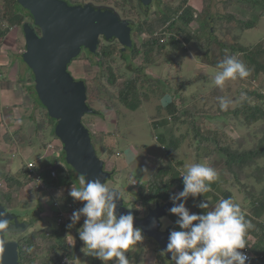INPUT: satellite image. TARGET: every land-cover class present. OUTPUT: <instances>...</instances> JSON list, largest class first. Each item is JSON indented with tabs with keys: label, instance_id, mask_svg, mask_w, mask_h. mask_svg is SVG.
<instances>
[{
	"label": "rangeland",
	"instance_id": "rangeland-1",
	"mask_svg": "<svg viewBox=\"0 0 264 264\" xmlns=\"http://www.w3.org/2000/svg\"><path fill=\"white\" fill-rule=\"evenodd\" d=\"M67 1L71 3V0ZM92 1L99 2L98 0ZM104 1L110 3L122 17L132 19L136 26L135 29L132 30V37L135 40L136 49L140 51L134 53L131 48L124 51L127 59L129 61L131 60L130 62H132L133 66H127L125 59H122V61L120 60L124 65L121 71L123 72L122 78L119 80L124 82L128 77H140L145 74L150 82H155L156 85H159L158 91H152L151 83L148 81L145 87L139 89L135 99L139 102L138 105L140 106L135 110L134 108L125 106L118 100L115 102L116 105H113L108 101H103L98 104L97 107L99 108H104L105 105L109 107L108 109L110 112L107 116L110 119H108V121L114 125V128L117 125L119 126V132L110 136V143H106L107 141H105V138H103L101 134L98 139L95 138L94 142L97 155L105 161L106 169H111V171L116 170V172L113 173L112 178L109 179L106 184L110 188L115 187L123 192L125 191L124 198L129 207L132 208L134 205L133 200L139 198L137 188L131 184V181L134 182V178L141 184L149 177L156 175L159 168L162 165H166L169 161H173L174 163L177 161H183V171H186V166L188 165L202 163L217 170L218 179L215 182L220 183V186L219 184L218 186L221 188H230L232 190L234 194V202L240 204V206L246 205L247 200H245V194H247V190H241L240 185L232 186L233 180L231 178V172L226 168L224 155L213 145L212 139H206V137H208L206 130L210 129V131L213 132L212 136L219 138L223 144L228 141L225 142L226 139L224 138V134L222 135V132L226 131L234 138L243 137L247 140L246 142H243L242 144L235 142L233 146L238 149L252 148L258 138L263 135V132L259 130L261 126L264 125V120L261 119L257 126H252V121L250 122L245 119V113L237 115L235 110L242 106L248 90L249 92L255 89L261 92L264 91V72L257 76L249 75L245 79L238 78L236 80L226 81L224 88L221 89L214 84V77L219 69L203 62L201 57L209 47V44L207 43L211 36L210 28L214 29L215 26L214 32L216 31L217 34L214 36L217 37L218 41H226L225 38L227 35H222V32L224 33V28L222 26L223 21L230 22L228 37L234 43L236 42V36L239 37L236 42L237 45H240L238 42L245 45H254L260 41L264 42V15H262L264 3L252 5L246 1L227 0V3L224 5V0H188V4L192 5L202 14L199 17L200 19L198 18V21L194 22L192 25L193 29L199 31L198 33L200 34L201 41L194 39L185 46H181L177 52H173L174 50L171 49V60L166 59V55L169 51L157 50L155 53L150 52L151 54L149 53V58H154L153 61L163 59L165 63L160 62L159 64L154 63L147 65L145 58L148 59V57H146L147 55L145 56L144 53L146 49L142 45L143 40L147 36L146 34H149L147 27L154 25L157 21L156 19L162 14L163 8L170 5L175 6L179 2H182V0H164L161 6L156 5L150 7L146 12L141 8L139 0ZM4 8H8V2L7 0H0V17L3 15ZM17 8L21 11L25 10V8L18 4ZM24 12L27 13V11ZM218 15H222L225 18L222 20H212L213 27L205 21L206 16H212L219 19ZM26 19L28 20L27 16ZM26 19L25 21H27ZM247 21H254V27L248 28L245 26ZM7 25L8 24L5 21L1 22L3 28H6ZM140 27H142V30L139 29ZM168 36H170L169 33L163 39L164 42H167L166 44H168ZM102 41L106 42L105 44H109V42L105 40ZM218 41L216 46L219 51ZM114 42L110 44L113 46L117 45ZM0 44L4 45L1 49V53L6 56L5 58L4 56H0V60L3 58L6 61L7 58H9L11 60L9 62L6 61L8 64L12 65L13 61H15L18 62L19 66H25L26 63L22 56V52L25 50V40L21 26L13 25L4 37H0ZM8 44L10 46H8ZM117 46L115 47L117 48ZM119 48L122 49L121 44L119 45ZM166 48L167 50H170L171 47H169L168 44ZM5 49L8 50V52L5 53ZM82 53V55L69 64L68 69L75 79H84L86 83L92 85L99 72V67L96 63L98 57H95V55H93L94 53L89 52L88 50H83ZM130 54L132 55L131 59ZM237 55L238 53L235 54L236 57ZM119 57L121 58L120 54ZM262 58H264V55L260 57V59ZM90 59H93L92 62ZM142 66H145L146 71L143 70V74L136 72V70H139V67ZM26 68L32 78L34 75L29 71L30 69L27 65ZM22 81L28 82L26 79ZM32 82L33 81L29 82L30 85ZM219 97H225L231 101L227 110H221L219 106ZM33 98L36 101L35 95ZM173 99H176V106L182 111L180 120L175 124H173V122L169 123L167 128L162 125L159 128H155L152 124L154 117L159 115L157 118L160 121L164 117L170 118V115L167 114L164 106L169 104ZM250 104H253L251 100ZM41 105L40 100H37L33 112L39 110ZM190 114L195 117L193 118ZM39 118H41V115H39ZM194 119L196 125L205 128V131H203L205 133L204 135L202 134L203 138L200 140L195 139L193 124L191 123V120ZM103 121L104 119L102 118L101 122ZM86 126L90 131L100 133L91 121H88ZM114 128H112V130H115ZM112 130H101V133H109ZM163 132H166V134L174 132L177 136L182 133H187V137L183 139L181 146L172 155V158L167 156L164 145L155 137L156 134L160 135ZM38 138L40 139V136ZM49 138L53 139V136L49 135ZM54 140L55 139H53V141ZM98 141L99 143L97 144ZM197 145L200 146L199 150L201 151V154L198 157L195 151ZM33 146H35V144ZM35 149L38 150L39 148ZM39 152L40 151H37L36 154ZM60 156L61 161L66 162L63 152L60 153ZM6 161L7 155H0V181L5 175ZM247 171L251 172L252 169L248 168ZM79 177L80 176L77 175L78 180ZM123 179L125 180V183H123ZM237 181L244 183L248 188L251 186H255L259 190L264 188V180L258 181L255 176L248 173L247 176H245V174L240 175L239 180ZM59 187L60 186H57L53 192H51V190H37L33 188L35 194H39L40 196L38 201L45 204L48 210L47 214H50L54 209L55 197L58 193H61V188ZM62 190L67 191L68 189H65L64 187ZM36 201V198L35 200H32V197H27L24 194L21 196L15 195L11 202V206L19 209H24L30 206L36 207ZM212 201V199L207 201L210 208L218 203ZM84 203L85 202L82 203V206H84ZM193 210H195V208H193ZM33 214L35 217H38L40 215V210H35ZM44 215L45 213H43V216ZM70 216L72 215L67 214V218ZM84 220L85 217L82 216L80 222L84 224ZM49 222L50 219L40 220L34 227H31L25 233L22 232L19 236H21L22 239L34 229L44 228ZM173 230H177V228L175 227ZM73 231L74 230L71 227L69 232L70 242L75 241V233ZM254 239L253 235H250L249 241L252 242ZM144 240H146L145 235ZM144 240L138 243L134 251L129 250L126 253L131 264H173L170 259L161 255L159 250L155 251L156 249L153 248L151 243L148 241L144 242ZM114 260L110 261L109 264H114ZM76 263L83 264L84 260L75 261V264ZM67 264L73 263L69 262ZM248 264H256V261Z\"/></svg>",
	"mask_w": 264,
	"mask_h": 264
},
{
	"label": "trees",
	"instance_id": "trees-1",
	"mask_svg": "<svg viewBox=\"0 0 264 264\" xmlns=\"http://www.w3.org/2000/svg\"><path fill=\"white\" fill-rule=\"evenodd\" d=\"M241 1H246L252 5L264 3V0ZM7 2L8 8H4L2 13L3 15L0 17V37H4L13 25H19L22 27L26 17V13L24 12L25 10L21 11L17 8V4L20 5L18 0H7ZM226 3L227 0H224V5ZM262 12V15H264V5ZM200 15L202 14L199 13L192 5L188 4V0H182V2H179L175 6L170 5L166 8H163L162 14H160V16L156 19L157 21L154 23V25L147 27L149 34H146L147 36L142 43L143 47L146 49L144 54L145 56L147 55L146 57H148V59L145 58L147 65L154 63L159 64L160 62L165 63L163 59H159V61H153L154 58H149L150 52L155 53L157 50L169 51V54L167 53L166 55V59L171 60V49L174 50L173 52H177L181 46H185L194 39L201 41L200 34L198 33L199 31L197 29H193L192 27L193 23L198 21ZM218 17L219 19L212 16H206L205 21L213 27L212 20H222L225 18L222 15H218ZM3 21L8 24L6 28L1 26V22ZM229 23L230 22L224 21L222 23L224 28V33L222 32V35H227L225 38L226 41H218L217 37L214 36L217 34L216 31L214 32L215 26L214 29L210 28L211 36L209 38V42L207 43L209 44V47L207 50H205L201 60L213 67H217V64L227 56H235V54L238 53L237 58L243 61L245 65L251 69L250 75H260L264 72V58L260 59V57L264 55V42L260 41L254 45H245L241 42H238L240 45H237L236 42L239 38L238 36H236L235 43L228 37ZM254 25V21H247L245 23V26L248 28H252ZM141 28L142 27L139 29L142 30ZM168 33L170 34V36H168V44L169 47H171L170 50H167L166 48L168 45L166 44L167 42L163 41ZM217 41L220 49L219 51L216 46ZM113 42L118 45H115L117 48L110 44ZM105 43L106 42L101 41L97 52L93 54L95 57H98L96 63L99 67V72L96 75V80L92 85L87 83V103L92 108H94L96 112L89 113L84 116L83 122L85 124L88 121L93 122L96 116L101 117V119L103 118L102 116L104 115L102 109L97 107L98 104L102 103L103 101H108L111 104L116 105L115 102L118 100L125 106L134 108V110L137 109L140 105H138L139 102L135 98L139 89L145 87L146 83L149 81L145 74H143V70L146 71L145 66H142L143 68L139 67V70H136V72L142 73V76L128 77L124 82L120 81L119 79L122 78L123 72L121 71L124 65L123 62H121L122 59H125V63L129 67L133 66V64L130 62L131 60L129 61L127 59L124 51L119 48L120 43L116 39L109 42V44ZM131 50L134 53H138V51H140L136 49L135 42L133 47H131ZM82 54L83 53L80 55ZM119 54L121 58L119 57ZM131 56L132 55L130 54V59ZM92 60L93 59H90L91 62ZM27 81L29 88L33 90L32 95H35L36 101H39L40 99L36 93L35 86L29 84V82L33 81V77H30ZM150 83L152 91L159 90V85H156L155 82ZM250 100L253 102L252 105L250 104ZM164 108L166 109L167 114L170 115V118L164 117L160 123L162 126L167 128L169 123L173 122V124H175L178 120H180L182 111L178 108V106H176V99H173L169 104L164 106ZM235 112L237 115L245 113V119L250 122L252 121V126H257L259 120H264V91L261 92L255 89L249 92L248 90L242 106L235 110ZM27 114V116H29L31 119L35 118V122H38V120L42 122L41 125H36L34 133L35 137H37V135L38 137L40 136V139H37L41 145H46L53 139H56L58 142H60L59 138L55 135L56 120L50 116L47 108L43 106V104L41 107H39L38 111L33 112L32 109L27 112ZM39 115H41V118H39ZM157 117H159V115L154 117V119H157ZM194 117L195 116H193V118ZM191 123L193 124L195 139L200 140L203 138L205 133L203 131H205V128L196 125L195 119L191 120ZM114 129L115 130H112L109 133H101L102 131H99L100 133H95L94 131H91L93 143L95 142V138L98 139L100 134L103 136V138H105V141H107L106 143H109L110 136L119 132V126L117 125ZM259 131H262L263 135H261V137H259L255 142L254 146L249 149L235 148L233 146L235 142L242 144L247 140L243 137L234 138L226 131L222 132V135L224 134V138L226 139L225 142L228 141L225 144L221 143L220 139L216 136L213 137V132L210 131V129L206 130L208 134L206 139H212L213 145L224 155L226 168L229 172H231V178L233 180L232 186L240 185L241 190H247V194H245V200H247V204L241 206V209L245 214L246 220L251 222L252 228L249 229L247 233V241L249 244L244 249H249L257 261L264 262V188L260 190L255 186L248 188L244 183L237 181L239 180L240 175L245 174V176H247V173L255 176L258 181L264 180V125L261 126ZM49 135L53 136V139H50ZM186 137L187 133H182L177 136L174 132L167 134L166 132H163L159 135L158 140L164 145L167 156L172 158V155L177 149H179L183 139ZM98 143L99 141L97 144ZM56 148L62 150L61 142ZM199 149L200 146L197 145V147H195L197 157L201 154ZM62 152L65 155L63 150ZM54 161V163L57 165L56 169L58 176L52 177L51 172L48 169L45 170L44 184L50 189H53L56 186L68 184H75L76 187H79L80 185L78 178L75 176L76 172L72 169V167L66 162H60L61 159H56ZM183 165V161H177L176 163L169 161L166 163V165H162L159 168L156 175L149 177L147 181L137 185L136 188L139 198L133 200L134 205L132 207V212L135 216L138 217L146 215L149 208L153 207L156 203L161 204L172 201L170 200V195L179 193L183 190L184 184L183 177L181 176V174L185 172L183 171ZM248 168H251L252 171L248 172ZM5 180L7 190H0V194L3 201L8 206H10L13 200V193L21 191L22 188L30 182L26 177L25 166L21 167V169L16 174L7 175ZM218 184L220 186V183L213 182L210 185V191L205 194H201L198 197L189 196L186 200L185 206L190 210V212L201 214L206 211L205 209L198 207L201 202H207L211 199L213 200L212 202H219V200L223 198H231L234 201V194L232 190L230 188H221L218 186ZM55 200H59V202L65 207L66 211L70 215H72L75 210L82 208L81 202L75 200L69 195V193L60 195L55 198ZM177 203H179V201ZM193 208H195V210H193ZM170 215L174 221L175 227L177 230H179V226L176 223L178 217L172 213H170ZM70 217L62 221L58 228L55 227L57 220V217H55L53 221H51L44 228H36L30 234L20 239L18 248L20 264H61V259L64 257H69L77 261L84 260L83 264H103L100 259L85 253L88 252V249H84V242L79 238V230L83 226L82 222L79 221L73 226L75 241L70 242L68 235V225L71 223ZM250 235H253L255 238L254 242L252 243L249 241Z\"/></svg>",
	"mask_w": 264,
	"mask_h": 264
},
{
	"label": "water",
	"instance_id": "water-1",
	"mask_svg": "<svg viewBox=\"0 0 264 264\" xmlns=\"http://www.w3.org/2000/svg\"><path fill=\"white\" fill-rule=\"evenodd\" d=\"M149 5L152 0H140ZM28 10L29 20L23 22L25 40L23 60L34 75L32 85L43 106L56 120L55 135L62 142L66 162L86 179L100 177L106 183L112 171L105 169V161L96 152L90 129L83 122L86 114L96 110L88 103L87 83L75 79L69 64L83 50L96 53L101 37L116 39L125 51L133 46L131 19L123 18L112 7L94 6L90 2L71 4L67 0H18ZM104 8V9H103ZM39 29V30H38ZM116 189V188H115ZM118 190V189H117ZM122 198L117 200V214L131 212ZM173 206V201L157 203L144 218L134 216V225L143 235L153 238L160 249L166 248L171 230H161L162 217ZM0 212L6 214L8 224L30 229L26 222L0 203ZM20 237V236H19ZM19 238L0 236V263L20 264ZM171 260V253L165 255Z\"/></svg>",
	"mask_w": 264,
	"mask_h": 264
},
{
	"label": "clouds",
	"instance_id": "clouds-1",
	"mask_svg": "<svg viewBox=\"0 0 264 264\" xmlns=\"http://www.w3.org/2000/svg\"><path fill=\"white\" fill-rule=\"evenodd\" d=\"M217 68L219 71L214 77V84L221 89L224 88L226 81L236 80L238 78L244 79L251 73V69L234 55L227 56L220 61L217 64ZM218 99L221 110H227L231 101L225 97H219ZM153 120V126L159 128L161 126V121L158 120V118H153ZM155 137L157 140L159 139L158 134H156ZM60 142L55 139L44 145L45 150L51 152V158L53 160L61 158L60 153H62L63 150L62 142V150L56 148L60 145ZM49 144H53L54 148L51 149ZM27 161L30 160H26L23 165L25 166L26 173ZM21 167L16 172H8L4 176L6 177L10 174H16ZM52 167L57 168V165L53 163L48 168L42 167V169L44 171L47 169L50 171ZM112 172L115 173L116 170H112ZM77 175L80 176L78 180L80 186H73L69 195L75 200L80 201L81 204L83 202L85 203L82 208L75 210L72 213V216L70 217L71 223L68 225V235L70 228H73L83 216L85 217V220L82 228L79 230V238L84 242V249H88V252L85 253L100 259L103 264H109L114 258V264H131L126 253L129 250L134 251L138 243L144 240L142 229L134 225L135 215L132 212V208L129 207L131 212L118 215L116 212L117 200L122 198L118 191L119 189L117 190L115 187L110 188L106 184L107 182H102L99 176L94 179H86L85 175L76 172L75 176ZM181 176L183 177L184 188L179 193L170 195V200L173 201V206L168 210L170 213L175 214L178 217L176 223L179 226V230H172L170 232L168 243L166 248L161 250V255L171 253V261L173 264H248L254 261L257 262L256 264L263 263L257 261L251 252V260H248L247 254L241 250L249 244L247 241V233L249 229L252 228V224L250 221L246 220L241 206L234 202L233 199H220L219 202L211 208L209 207V203L201 202L198 207L206 210L201 214L192 213L185 206L186 200L189 196L198 197L201 194L210 191V185L218 179L217 170L202 163H194L186 166V171L183 172ZM5 177L0 181L1 191L7 190ZM123 183H125L124 179ZM28 184L33 185L32 189L53 190L48 188L45 184V187L40 188L35 187L32 181ZM131 184L132 186L137 187L140 183L134 178V182L131 181ZM19 192L20 191L14 192L13 197L15 196V193ZM121 192L124 196L125 191ZM33 195L39 196V194H35V191L31 196ZM60 195L63 194L58 193L55 198ZM178 201L179 203H177ZM0 203L5 204L7 209L15 208L11 205L8 206L3 201L2 197H0ZM125 205H127L126 199ZM66 213L68 214L65 207L59 202V200H55L53 219L57 217L55 223L56 228L60 226L58 225L59 216L62 214V221H64L67 219ZM4 217H6V214L0 212V236H6L8 234L9 224L8 220ZM254 240H252V242H254ZM65 258L74 264L75 261H77L69 257Z\"/></svg>",
	"mask_w": 264,
	"mask_h": 264
},
{
	"label": "crops",
	"instance_id": "crops-1",
	"mask_svg": "<svg viewBox=\"0 0 264 264\" xmlns=\"http://www.w3.org/2000/svg\"><path fill=\"white\" fill-rule=\"evenodd\" d=\"M3 46L0 44L1 57L4 56L1 53ZM8 46L10 45L8 44ZM4 52L6 53L8 50L5 49ZM10 60L7 58L6 61L9 62ZM6 61L3 58L0 60V155H7L5 175L8 172H16L24 165L26 160L31 159L36 160L41 167L48 168L54 163L51 158V152L45 150L44 145H41L37 139L38 137L34 136L36 125L42 122L39 120L35 122V118L31 119L27 116V112L34 109L36 102L32 95L33 90L29 88L28 82L22 81L28 80L30 74L27 71L26 64L23 67L19 66L18 62L13 61V64L10 65ZM108 108L106 105L101 108L104 115L102 116L103 122H101V117L99 116H96L92 122L98 131H108L114 128V125L108 121L110 119L107 116L110 112ZM34 144L35 146H33ZM35 148L39 149L36 150ZM37 151L40 152L36 154ZM73 186L75 185H63L59 188H61L62 194H66L70 192ZM32 187V184H27L15 195L21 196L24 194L27 197H31L34 193L33 189H31ZM64 187L68 190H62ZM55 188L51 191L53 192ZM259 264H264V262Z\"/></svg>",
	"mask_w": 264,
	"mask_h": 264
},
{
	"label": "flooded vegetation",
	"instance_id": "flooded-vegetation-1",
	"mask_svg": "<svg viewBox=\"0 0 264 264\" xmlns=\"http://www.w3.org/2000/svg\"><path fill=\"white\" fill-rule=\"evenodd\" d=\"M87 1H90V3H92L94 6H104V5H107V6H104V7H112L110 3H106L104 0H98L99 2H96V1H92V0H80V1H77V0H71V4H83V3H86ZM108 1V0H107ZM163 1L164 0H152V2L149 4V5H145L143 4L140 0H139V3L141 5V8L146 12L147 10H149L150 7H153V6H156V5H159L161 6L163 4ZM70 3V2H69ZM114 8V7H112ZM104 9V8H103ZM26 10V9H25ZM114 10H116L114 8ZM27 13H26V16L29 20V12L28 10H26ZM124 18V17H123ZM26 19V17H25ZM27 20V19H26ZM131 22H132V28L135 29V22L131 19ZM102 40H105L107 42H111L112 40L114 39H111V40H106L104 39L103 37H101V41ZM134 45V44H133ZM133 47V46H132ZM23 53V52H22ZM32 197V200H35L36 198V207H26L24 209H19V208H8L9 210H13V214L18 218L19 222H26L27 225L31 228V227H34L35 224L40 221V220H47V219H50V222L52 221L53 219V211L54 209L52 210V212L50 214H47L48 210L45 206V204H43L41 201H38L40 196L38 195H33L31 196ZM127 203V201H126ZM157 204V203H156ZM155 204V205H156ZM161 204H164V203H161ZM128 205V203H127ZM155 205L153 207H155ZM13 207V206H12ZM153 207H150L149 209L153 208ZM39 209L40 210V215L38 217H35V215L33 214V212H35V210ZM149 211V210H148ZM43 213H45V215L47 216H43ZM147 215V214H146ZM146 215H143V216H138L139 218H144ZM28 217V218H26ZM162 225H161V230H166V229H170L171 231L175 228V225H174V221L172 220V217L170 215V212H168L166 214V216H163L162 218ZM167 219V220H165ZM49 222V223H50ZM48 223V224H49ZM47 224V225H48ZM24 231V229H20V228H17L14 226V221H10L9 222V229H8V234L6 235L9 239H15V238H19V242H20V239H21V236L19 237L20 234H22V232ZM24 233V232H23ZM146 237V240H144V242L148 241L149 243L152 244L153 248H155L156 250L155 251H160L161 253V249L158 245V243L153 239V238H150V237ZM157 253V252H156ZM158 255V253H157ZM165 256V255H164ZM65 258V257H64ZM62 258L61 259V262L62 260L64 259ZM156 260V259H155Z\"/></svg>",
	"mask_w": 264,
	"mask_h": 264
},
{
	"label": "built area",
	"instance_id": "built-area-1",
	"mask_svg": "<svg viewBox=\"0 0 264 264\" xmlns=\"http://www.w3.org/2000/svg\"><path fill=\"white\" fill-rule=\"evenodd\" d=\"M49 147L51 149H53L54 145L49 144ZM54 153H55V151H54ZM29 166H31V167H29ZM26 170H27V173H26L27 178L34 183L35 187H37V188L45 187V185H44V170L42 169V167H40L38 164H36L35 160H30V161L26 162ZM50 172H51L52 177L58 176L56 168L52 167L50 169ZM62 220H63V215L61 214L58 218V225H60ZM242 252L247 254L248 260H251V253H250L249 249H244V250H242ZM67 263H69L68 259L65 258L62 260V264H67Z\"/></svg>",
	"mask_w": 264,
	"mask_h": 264
}]
</instances>
